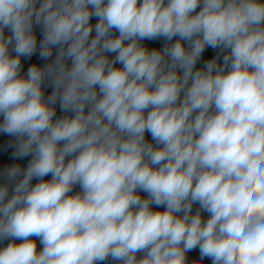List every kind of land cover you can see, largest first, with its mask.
I'll return each mask as SVG.
<instances>
[{
  "label": "clouds",
  "instance_id": "9594fccd",
  "mask_svg": "<svg viewBox=\"0 0 264 264\" xmlns=\"http://www.w3.org/2000/svg\"><path fill=\"white\" fill-rule=\"evenodd\" d=\"M0 117V264H264V0H0Z\"/></svg>",
  "mask_w": 264,
  "mask_h": 264
},
{
  "label": "trees",
  "instance_id": "16d2710c",
  "mask_svg": "<svg viewBox=\"0 0 264 264\" xmlns=\"http://www.w3.org/2000/svg\"><path fill=\"white\" fill-rule=\"evenodd\" d=\"M35 31L39 34L40 33V29L39 27H36L35 28ZM149 44H153V43H160L162 44V41H157V42H148ZM218 50H213V49H208L207 50V55H214ZM30 63V62H26L25 64V69H24V72H26L27 70V64ZM50 91V89H49ZM58 107V106H57ZM0 120H2V117H0ZM14 142V138L13 137H7L5 134H0V154H9V159H11V156H10V153L14 150L13 148H9V144L13 143ZM27 159H30L29 158H25V166H26V161ZM46 179H50V177L46 178ZM36 181L34 180L33 181V184H35ZM79 186L77 185L73 191L74 192H77L79 191ZM155 208V206H153ZM205 217H207V213H204L203 214ZM8 243V241H3V242H0V247H3L5 246L6 244ZM102 264H114L113 261L109 260V261H105V262H102ZM205 264H212L211 260L208 259V258H205Z\"/></svg>",
  "mask_w": 264,
  "mask_h": 264
},
{
  "label": "built area",
  "instance_id": "2783aa9c",
  "mask_svg": "<svg viewBox=\"0 0 264 264\" xmlns=\"http://www.w3.org/2000/svg\"><path fill=\"white\" fill-rule=\"evenodd\" d=\"M150 138V137H149ZM191 255V254H190ZM195 255L198 257V250L196 251Z\"/></svg>",
  "mask_w": 264,
  "mask_h": 264
}]
</instances>
